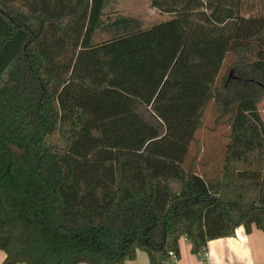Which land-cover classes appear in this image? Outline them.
<instances>
[{"label": "trees", "instance_id": "trees-1", "mask_svg": "<svg viewBox=\"0 0 264 264\" xmlns=\"http://www.w3.org/2000/svg\"><path fill=\"white\" fill-rule=\"evenodd\" d=\"M108 4L0 0V264H164L264 231V0H149L170 15L149 26ZM210 101L229 133L200 173Z\"/></svg>", "mask_w": 264, "mask_h": 264}, {"label": "rangeland", "instance_id": "rangeland-1", "mask_svg": "<svg viewBox=\"0 0 264 264\" xmlns=\"http://www.w3.org/2000/svg\"><path fill=\"white\" fill-rule=\"evenodd\" d=\"M106 12L110 15L115 13L131 16L142 17L145 25L149 26L161 21H164L170 17L169 14L160 11H151L149 0H109V4L106 8ZM105 35L98 32L96 39H103ZM233 56L229 55L221 69L217 84L219 85L222 75L227 72V66L232 62ZM258 112L264 125V95L257 104ZM217 112L213 101H210L204 111L203 125L201 129L196 133L197 138L201 142V153L198 155V162L196 164V170L198 172L210 171L219 168V164L215 161L220 150L225 144V137L229 133V126L227 123L222 122L220 124L215 123ZM195 154V148L191 147L190 156ZM210 155V156H209ZM189 158L187 159L185 166L189 165ZM213 160V161H212ZM204 163H208L210 166H205Z\"/></svg>", "mask_w": 264, "mask_h": 264}, {"label": "crops", "instance_id": "crops-1", "mask_svg": "<svg viewBox=\"0 0 264 264\" xmlns=\"http://www.w3.org/2000/svg\"><path fill=\"white\" fill-rule=\"evenodd\" d=\"M151 11L158 10L151 8ZM179 248V258L164 264H264V231L252 226L247 232L243 226H238L232 235L208 241L202 259L190 253L189 243L185 239L180 240ZM3 258L4 252L0 250V263ZM125 264L149 262L145 252L137 251L136 257Z\"/></svg>", "mask_w": 264, "mask_h": 264}, {"label": "built area", "instance_id": "built-area-1", "mask_svg": "<svg viewBox=\"0 0 264 264\" xmlns=\"http://www.w3.org/2000/svg\"><path fill=\"white\" fill-rule=\"evenodd\" d=\"M169 256H170V258L173 259V260L176 259L174 253H172V252H169ZM200 256H201L200 259L204 258L205 253H202V252H201V253H200Z\"/></svg>", "mask_w": 264, "mask_h": 264}]
</instances>
